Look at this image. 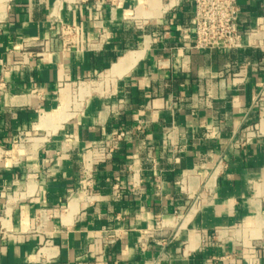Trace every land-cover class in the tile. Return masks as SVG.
<instances>
[{"label":"crops","instance_id":"obj_1","mask_svg":"<svg viewBox=\"0 0 264 264\" xmlns=\"http://www.w3.org/2000/svg\"><path fill=\"white\" fill-rule=\"evenodd\" d=\"M239 5L244 46L195 50L190 0H0V146L40 141L0 166V264H264V0ZM61 22L74 43L14 60ZM84 80L97 92L60 118ZM250 125L260 135L235 148ZM103 226L121 240L95 244Z\"/></svg>","mask_w":264,"mask_h":264},{"label":"built area","instance_id":"obj_2","mask_svg":"<svg viewBox=\"0 0 264 264\" xmlns=\"http://www.w3.org/2000/svg\"><path fill=\"white\" fill-rule=\"evenodd\" d=\"M11 1V0H9ZM82 2H93L95 8H101L104 4H114L115 0H80ZM171 6L178 5L181 0H164ZM193 6V32L195 34L194 44L191 46L195 50H234L244 46L243 34L239 29V12L240 5L239 0H190ZM254 31V30H252ZM79 35V29L77 26L70 23L61 22L60 33L57 38L43 39L35 43L37 50L29 51L27 47L22 46L19 51H11L16 62L29 63L33 57H45L48 54L55 51V46L58 42L62 46L66 47L76 41V37ZM249 37H253V33L249 34ZM98 82L84 80L78 83L74 89L68 94H73V98L82 100L85 97H89L91 93H96L98 89L94 86ZM92 85V90L89 94L81 96L80 89L83 85ZM77 113V112H76ZM75 113V114H76ZM73 117V116H72ZM71 117V118H72ZM137 129L141 128V124H138ZM213 130H207L206 136H211ZM260 135V131L256 125H250L244 131L235 132L231 143L239 149L247 146L252 140ZM125 136L124 131H120L113 135L108 144L101 148L103 159L111 158L115 151L120 147L121 142ZM37 137L35 134L25 133L20 134L15 143L10 148H4L0 146V166H3L9 162L10 159H14L13 151L16 147L26 148L27 145L32 143V138ZM26 153V152H25ZM89 168H86V176L89 175ZM91 186L90 180L85 182L84 188ZM15 194V192L13 193ZM9 196L7 200H14V195ZM5 203H0V214L3 211ZM161 226L160 222H157V227ZM157 230L152 228L150 230H144L139 237L138 246L142 250H146L151 238L152 232ZM124 233V229L114 226H103L102 228L95 230L93 235V242L97 245H109L121 240ZM155 264V262H154Z\"/></svg>","mask_w":264,"mask_h":264},{"label":"rangeland","instance_id":"obj_3","mask_svg":"<svg viewBox=\"0 0 264 264\" xmlns=\"http://www.w3.org/2000/svg\"><path fill=\"white\" fill-rule=\"evenodd\" d=\"M93 94L94 93H91V95L89 97H85L82 100L77 99L78 97H76V99H75V98H73V94H70L68 97L66 110L62 114H61V112H57L58 113L57 115H59L60 118H63L65 120L70 119L72 116H76L77 113H79V111L84 109L87 101L92 98Z\"/></svg>","mask_w":264,"mask_h":264},{"label":"bare ground","instance_id":"obj_4","mask_svg":"<svg viewBox=\"0 0 264 264\" xmlns=\"http://www.w3.org/2000/svg\"><path fill=\"white\" fill-rule=\"evenodd\" d=\"M48 118V116L47 117H44L42 120H45V119H47ZM33 141V140H32ZM33 142H35V143H37V144H40V141H39V139H37V140H34ZM30 146V145H29ZM22 148V147H21ZM31 148V147H30ZM36 148H38V147H36ZM31 150H35L34 148H31ZM78 198V197H77Z\"/></svg>","mask_w":264,"mask_h":264}]
</instances>
